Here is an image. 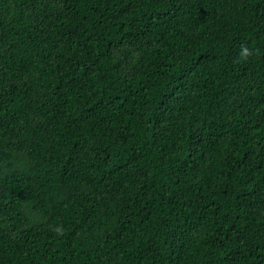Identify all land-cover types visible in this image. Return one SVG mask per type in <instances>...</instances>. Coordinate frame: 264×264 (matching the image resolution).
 <instances>
[{
  "label": "trees",
  "instance_id": "trees-1",
  "mask_svg": "<svg viewBox=\"0 0 264 264\" xmlns=\"http://www.w3.org/2000/svg\"><path fill=\"white\" fill-rule=\"evenodd\" d=\"M0 264H264V0H0Z\"/></svg>",
  "mask_w": 264,
  "mask_h": 264
},
{
  "label": "clouds",
  "instance_id": "clouds-1",
  "mask_svg": "<svg viewBox=\"0 0 264 264\" xmlns=\"http://www.w3.org/2000/svg\"><path fill=\"white\" fill-rule=\"evenodd\" d=\"M245 51H247V49H245Z\"/></svg>",
  "mask_w": 264,
  "mask_h": 264
}]
</instances>
